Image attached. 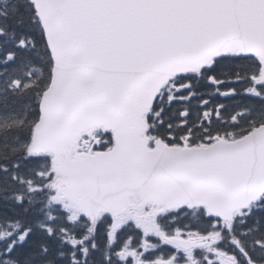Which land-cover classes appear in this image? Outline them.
Listing matches in <instances>:
<instances>
[{
	"label": "snow or ice",
	"instance_id": "snow-or-ice-1",
	"mask_svg": "<svg viewBox=\"0 0 264 264\" xmlns=\"http://www.w3.org/2000/svg\"><path fill=\"white\" fill-rule=\"evenodd\" d=\"M0 264H264V0H0Z\"/></svg>",
	"mask_w": 264,
	"mask_h": 264
}]
</instances>
